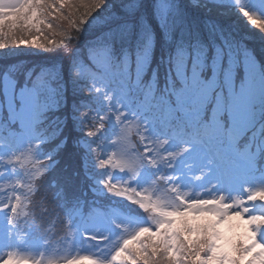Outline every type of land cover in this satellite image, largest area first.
I'll use <instances>...</instances> for the list:
<instances>
[{
    "label": "snow or ice",
    "instance_id": "snow-or-ice-1",
    "mask_svg": "<svg viewBox=\"0 0 264 264\" xmlns=\"http://www.w3.org/2000/svg\"><path fill=\"white\" fill-rule=\"evenodd\" d=\"M19 49L59 55L0 58V264H264V0H0Z\"/></svg>",
    "mask_w": 264,
    "mask_h": 264
},
{
    "label": "trees",
    "instance_id": "trees-1",
    "mask_svg": "<svg viewBox=\"0 0 264 264\" xmlns=\"http://www.w3.org/2000/svg\"><path fill=\"white\" fill-rule=\"evenodd\" d=\"M196 15H203V13H195ZM222 23H224L225 25L228 26L229 30H235V33L237 35H249L252 36L254 39H256V44H257V48L259 50V39L258 36L259 34L256 32L255 29H250V28H246V26H243V24L241 23V20L239 18V15L236 11H232V14L229 15L226 18H223ZM25 50V54H27L26 52H30L33 53L34 56L39 57L41 54L43 55V52L37 51V50H32V49H24ZM18 54V50L14 53L12 52H2L0 53V58L3 56H13ZM45 55V54H44ZM58 55H52L49 53H46L45 57L46 59H44L45 61L42 63L41 66L43 65H47L50 64L51 62H55L58 59ZM38 70V68H37ZM64 162L62 163V167L64 165H67L69 167V170H72L74 168H78L79 167V161L77 159H73L68 157L67 155L64 157ZM78 185H79V192L78 194H80L82 196V198L86 201V202H91L93 200V194L91 191H89L88 189V183L85 182L83 180V178L81 177L80 180L78 181ZM84 193H87V195H84ZM98 203L100 207H107L109 205V200L104 199V198H98ZM123 203H127L126 201H124ZM89 210L88 204L86 203L84 211L85 213H87ZM55 231L59 232L60 230V225L59 223H57L56 229H54Z\"/></svg>",
    "mask_w": 264,
    "mask_h": 264
},
{
    "label": "rangeland",
    "instance_id": "rangeland-1",
    "mask_svg": "<svg viewBox=\"0 0 264 264\" xmlns=\"http://www.w3.org/2000/svg\"><path fill=\"white\" fill-rule=\"evenodd\" d=\"M250 3L252 4L253 7H255L256 6V3H257V0H250ZM238 15H239V18H240L241 23L243 24V26H246V28L252 29L246 23L245 19L239 13H238ZM16 51L17 50H15L14 52H16ZM14 52H12V53H14ZM26 53L27 54H25V50L24 49H19L18 50V54L13 55L11 57L10 56H6V57L3 56L1 58H6V59H9V60H11L13 62H15V61H25V65H24L25 68H31L34 65H36V66L39 67L45 61L44 59H46V58H44L45 55H46V53H43V55L41 54L39 57L34 56L33 53H30V52H26ZM51 63H53V62H51ZM0 100H2V97H0ZM0 115H2V113H0ZM63 160H62V163L64 162ZM233 223L234 224H240L241 225L240 227H238V228L235 229L236 232H240V233L244 232V227L242 226V223L240 221H233ZM2 225H3V221L0 220V227H2ZM221 230L222 231H225L226 235H231L232 234V233L227 232L226 226L224 228H222ZM80 254L81 255H87L88 253L87 252H81Z\"/></svg>",
    "mask_w": 264,
    "mask_h": 264
}]
</instances>
